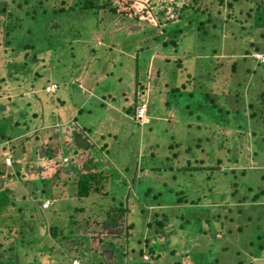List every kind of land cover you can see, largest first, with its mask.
<instances>
[{"label": "rangeland", "instance_id": "rangeland-1", "mask_svg": "<svg viewBox=\"0 0 264 264\" xmlns=\"http://www.w3.org/2000/svg\"><path fill=\"white\" fill-rule=\"evenodd\" d=\"M57 1L26 0L21 13L10 8L22 18L11 41L0 27V133L11 138L0 136V153L14 140L26 158L33 149L61 147L76 119L78 139L87 140L77 147L94 144L85 150L104 169L106 193L76 198V172L20 184L14 199L24 238H0V264H144L145 257L148 264H264V63L252 57L264 60L258 2L91 0L112 1L124 13L133 5L152 16L166 12L160 19L170 20L153 25L107 8L55 14ZM74 1L82 7L86 0ZM6 17L0 13V26ZM50 84L55 92H46ZM143 101L147 123L133 118ZM87 155L79 150L82 169ZM179 191L187 204L176 202ZM155 212L169 216L166 234L155 232ZM50 225L64 237L52 241Z\"/></svg>", "mask_w": 264, "mask_h": 264}, {"label": "trees", "instance_id": "trees-1", "mask_svg": "<svg viewBox=\"0 0 264 264\" xmlns=\"http://www.w3.org/2000/svg\"><path fill=\"white\" fill-rule=\"evenodd\" d=\"M0 1L4 2V5L0 3V13L1 14L3 13V15L7 14V17L5 19L6 21L5 25H1L0 27L3 28V30L4 29L6 30V35L10 36L9 41H11V37L14 34H16L18 30L21 28L22 20L19 21L18 19H22V18L21 17H19L18 19L15 18L16 13L15 11L11 12L10 8L13 7V9H18L17 12L21 13V9L25 5L26 0H23L22 2H20L19 0H7V1L0 0ZM29 1L30 0H27V2ZM72 1H73L72 5L68 4L65 0L57 1L55 5L53 6L55 14H57L58 12H63L65 10L99 12L100 10L105 11V9L107 8V11L112 12L113 16L121 17L123 15L124 17L131 18V21H134V22H140L141 16L143 17L146 16L148 18L146 20V23L153 24V25L167 23V20H170V19H166L164 22L160 19L161 17H163L164 13L166 12L162 14H156L157 17L155 15L152 16L151 13L148 11V8L145 7L144 5L140 7L133 5L129 7L124 13L123 10L119 11L118 4L115 5L114 2H113L114 7H112V1L108 2L107 4H102L99 6V5L93 4L91 0H86L82 7H79L74 0ZM136 1H141V0H135V3ZM171 1L174 3L177 0H171ZM234 1H237V0H234ZM220 2H223V0ZM256 2L258 3L256 4V6L254 4L253 11H255V13H258L257 18H261V16L259 15L261 14L262 10L264 11V1L256 0ZM42 4L43 2H40L39 5H42ZM230 4L231 3H229V5ZM170 5L171 3L169 5L166 4L167 11ZM182 5L184 4H181L180 7L177 8L179 9L180 13L183 10H185V8L187 7L186 5L184 6ZM121 20L130 21V19H121ZM164 43H167V42H164ZM169 43L172 45H176V42L173 40H171ZM24 46L29 47V45H24ZM250 46H253V42L250 43ZM254 48L257 51H260L257 46ZM218 57L221 59H225L223 54H220ZM218 57H216V60H220ZM252 57L255 59V61L258 64L264 63V61L259 60L255 56V54H253ZM177 63L179 67L181 65L179 60L177 61ZM235 66H236L235 62H232L230 64L231 73L236 72ZM217 67H220L219 70L224 71L223 61L217 62ZM224 75H225L224 80H225V86H226L229 75L227 74H224ZM185 83H187V80H185L184 84L181 85L182 90L185 89ZM246 87H247V84H246ZM248 87H249V84H248ZM261 96L264 97V91L261 92ZM142 107H145V117H147L148 105H147V102L143 101L140 105L134 108L133 118L141 123H147L148 121L142 122L141 118L138 117L139 109ZM130 109L131 108H129V110ZM79 112H82V109H80ZM68 125L72 127V135L61 141L63 146L58 147L57 145L54 144L50 147L51 148L50 150L45 149L44 151H42V149L40 148L33 149L31 151L32 156L30 158L25 157L26 149L23 148V146H21L22 148L21 153H19L20 147L17 144V141L15 142V140L13 141L14 144L9 143L8 145L6 144L2 147L3 154L0 153V238L2 240L5 239L7 240V242L13 241L14 243H16L19 237L20 239L24 238V233H22L23 229L22 231L19 230L22 221L25 220L23 219L24 218V214L22 213L23 210L17 206V203L15 202V199H14L15 194H16L15 190L20 184L28 185V184L39 182L41 183V185H43V183L46 181L52 180L54 178H62L63 176L68 177V175H71L76 172L78 176V179L76 182V193H75L76 198L87 199L91 195H104L106 193V191L103 190L104 189L103 184L104 182L107 181L108 178H106L105 173L103 172L104 169L102 168V165L99 164V162L94 160V157L89 156L88 150H85L89 148L88 145H90V148L95 147L94 144L91 141H88L90 143H86L83 149L77 147L81 145L83 141H87V140H82L81 142L78 139V132L75 131L76 130V119L74 120L73 123L68 124ZM81 130L83 131L84 139H88L89 133L87 132V130L85 128H81ZM0 136L2 137L1 141L7 139L6 141L10 142L9 140L11 138L9 139L5 131L0 133ZM100 137L102 138L103 136H100ZM104 148H106V144L101 146L100 150H103ZM196 148H200V146H196ZM191 149L192 148L189 147V148H186L184 151L186 153L191 152L192 151ZM79 150L80 152L86 151V154H88L87 157H85L87 158L86 159L87 164L83 166V169L80 165L78 166V164L80 163V161H78ZM93 151L96 152L97 150H93ZM172 156H174V154ZM6 159L9 160L10 164H7L5 162ZM195 163L197 164L198 162H195ZM64 164L66 166H69V168L64 167L63 166ZM203 168L205 167L201 165V166H196V167H186L184 169L197 170V169H203ZM171 178L172 180L175 179L174 176H171ZM149 193H150V190H148L146 194L148 195ZM181 193H182L181 191L175 192V196L177 197L176 202L178 204H187L188 203L187 199L185 198V196H182ZM232 194L234 195V193ZM159 195L160 194H157V196L155 197L157 198ZM257 196L258 195L253 196V199H256ZM199 201L200 199L198 198L196 202L191 201L190 204L194 205V204H197ZM41 208L44 210H47L49 209V205L47 207H41ZM180 208L181 207L177 206V208H175V210L172 211L177 216L178 219H179L178 210ZM114 210L115 209L110 208L107 211V214L108 213L111 214ZM123 213H125L124 210L118 209V213H117L118 216L122 215ZM152 216H153V219H155L154 225L156 226V229H157L155 232L166 234L167 232L165 230H166V227L168 228L169 226L168 225L169 216L168 215L165 216V214L159 215L157 214V212H155ZM113 218L115 219L114 215L113 217H111V219L113 220ZM14 224L18 225L16 229L12 228ZM182 224L179 225V228L181 229L184 227V223ZM239 228L240 227H238V230H240ZM167 231H170V229H168ZM9 232L10 234L13 233L12 237L5 238L6 235H9ZM49 235L52 238L51 239L52 241H56V240H59L58 238L64 237L61 231V228L56 225L49 226ZM145 240H146L145 242H147L145 246H148L149 240L148 239H145ZM0 245H2V243H0ZM154 246H155V243H153L152 246H149L147 248L148 249L147 253H151V252L153 253ZM138 255L141 257V260H143L142 259L143 250L139 249ZM156 257H158V255ZM74 262H77V261H74ZM74 262L73 263L71 262L70 264H74ZM143 262L144 264H148L145 262V260H143Z\"/></svg>", "mask_w": 264, "mask_h": 264}, {"label": "built area", "instance_id": "built-area-1", "mask_svg": "<svg viewBox=\"0 0 264 264\" xmlns=\"http://www.w3.org/2000/svg\"><path fill=\"white\" fill-rule=\"evenodd\" d=\"M261 61H264V60H261ZM57 90V85L56 84H50L48 86H46V92L50 93V92H55ZM138 117L139 118H143L144 114H145V107H142L139 109V112H138ZM49 204H44V207H47ZM147 257L144 258L145 261H147L146 259ZM74 264H79L77 262H74Z\"/></svg>", "mask_w": 264, "mask_h": 264}, {"label": "clouds", "instance_id": "clouds-1", "mask_svg": "<svg viewBox=\"0 0 264 264\" xmlns=\"http://www.w3.org/2000/svg\"><path fill=\"white\" fill-rule=\"evenodd\" d=\"M261 54V53H260ZM257 57V56H256ZM258 58V57H257ZM259 59V58H258ZM259 60H261V59H259ZM239 84V83H238ZM248 108H249V106H248ZM142 120V122H145V121H148V118L147 117H145V114H144V116H143V118L141 119Z\"/></svg>", "mask_w": 264, "mask_h": 264}, {"label": "crops", "instance_id": "crops-1", "mask_svg": "<svg viewBox=\"0 0 264 264\" xmlns=\"http://www.w3.org/2000/svg\"><path fill=\"white\" fill-rule=\"evenodd\" d=\"M262 81V80H261ZM264 83V82H263Z\"/></svg>", "mask_w": 264, "mask_h": 264}]
</instances>
